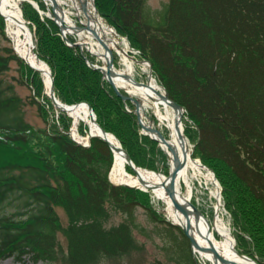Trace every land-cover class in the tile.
<instances>
[{
  "label": "trees",
  "instance_id": "1",
  "mask_svg": "<svg viewBox=\"0 0 264 264\" xmlns=\"http://www.w3.org/2000/svg\"><path fill=\"white\" fill-rule=\"evenodd\" d=\"M23 4V17L37 24L34 51L51 69L56 97L67 104L88 102L97 123L116 136L136 166L159 170L160 164L168 174L165 154L140 133L134 105L87 64L86 56L91 62L95 57L64 44L53 20L40 21ZM94 4L184 108L183 118L194 128L186 125L184 133L194 141L193 157L212 168L222 187L236 250L264 264L258 251L260 243L264 247V0H168L152 13L146 0ZM1 38L8 40L0 16ZM11 60L20 62L12 48L0 44V75ZM24 74L21 68V82L35 84L34 76ZM36 88L40 94L39 80ZM24 116L23 100L0 79V260H122L143 247L134 234L138 230L161 239L166 261L200 264L189 239L150 204L149 192L109 180L113 152L107 142L92 137L84 147L55 125L36 128ZM57 206L67 217L65 226ZM138 207L153 223L151 230L137 220ZM116 214L121 220L110 223ZM240 232L258 249L248 248Z\"/></svg>",
  "mask_w": 264,
  "mask_h": 264
},
{
  "label": "bare ground",
  "instance_id": "2",
  "mask_svg": "<svg viewBox=\"0 0 264 264\" xmlns=\"http://www.w3.org/2000/svg\"><path fill=\"white\" fill-rule=\"evenodd\" d=\"M55 1V12L60 16L59 18H61V20H64L63 22L68 24V27L65 29L66 38L74 37L73 44L78 46L82 53L89 56L96 55L103 61H106V59L110 57V53L100 46V44H106L112 51H116L121 56L124 67L119 69L113 67L111 69L109 77L113 82L111 83L122 94L130 95L133 99H138V111L143 125L152 130H158L165 140H167V142H164L162 137L155 131L149 132L144 129L151 137H157L156 139L154 138V140L166 156L169 171L177 167L178 173L172 189L174 191V198L185 208L186 212L183 213L175 206L174 201L168 193L170 189L169 173L165 174L161 171L151 169L145 170L143 168L136 169L137 173L135 174L128 172L125 157L119 148L120 143L117 138L111 132L107 134L101 132L100 128L90 119L89 110L85 104H80L78 102L73 103L75 105H66L64 107L56 103L55 106L57 109L62 110L61 108L64 107L66 113L73 119L72 136L78 141L87 139L81 136L79 126L77 127L79 121H83L88 126V133L91 131L92 133L101 134L105 139L116 146L114 150V162L109 175L110 180L117 183L124 182L131 185H143L141 182L142 179L143 182L150 186L148 189L151 191L152 195L164 202L165 213L170 221L177 222L184 228L186 222H190L191 228L188 229V234L195 239V245L192 246V249L195 251V254L197 253L196 255L199 262L202 260V264H256L251 259L245 258L235 251V240L233 239V235L219 213L211 221L205 214L197 216L194 213L192 207V205H194L192 202V191L190 190V173H200L202 170H207L209 168L202 161L193 157L192 148H190L188 139L184 133V123L181 112L173 109L164 100V89L155 82L154 78L149 79L148 82H139L135 80L132 73L133 64L127 59V51L124 46L122 47L120 45L122 40L117 37L116 32L99 17L94 9L93 0ZM19 2V0H0V15L5 21V30L11 39L14 51L26 63L42 71L46 90H48L50 87L48 67L38 58L34 51L32 32L28 27L27 21L24 20L23 10ZM45 2L46 0L44 3ZM47 2L50 4L51 1L47 0ZM31 3L40 9V4L37 0H32ZM82 4L84 5L83 9ZM63 5L70 6L74 11L70 9L65 10ZM73 13L79 16L77 22L81 21L80 15H83L85 18L84 22L81 21L84 24V32L74 26L75 21L71 18ZM93 31L96 32V34H94ZM96 35L100 40L96 39ZM143 65L145 68L148 67L149 69L148 61L146 62V60H144ZM102 68L106 71L105 63ZM105 80L107 81L106 73ZM111 83L109 84L113 87ZM144 105L151 109L154 118L147 114ZM208 175L210 179L217 184L212 170H208ZM183 185L188 189L186 193L183 192ZM217 198V206L219 207L220 196L218 192ZM216 234L221 238L218 239ZM212 250L216 251L220 256L227 258V260L222 261L217 258Z\"/></svg>",
  "mask_w": 264,
  "mask_h": 264
},
{
  "label": "rangeland",
  "instance_id": "3",
  "mask_svg": "<svg viewBox=\"0 0 264 264\" xmlns=\"http://www.w3.org/2000/svg\"><path fill=\"white\" fill-rule=\"evenodd\" d=\"M19 1H20L19 4L21 5V7H22L23 3H24L23 6L25 5V3H28L32 7V9H34L36 11V13L38 15V19L40 21H44L46 19L45 17H47V15L49 13L47 10V6H48L46 3L47 1L45 3H44L45 0L42 1L43 7H41L40 9H38L37 7L32 5V3H31L32 0H28L30 3L27 0H19ZM167 1L168 0H146V7L152 13L155 10H159L163 6V4H165ZM63 6H64L65 10H69V9L73 10L68 5H63ZM71 16H72L71 18L75 21V23L79 20V16L77 14L73 13ZM24 18L31 28V30L34 34V37H35V42H36L37 41V38H36L37 24L34 21V19L31 18L30 16L28 18H26V17H24ZM80 18H81L82 22L85 21V18L83 17V15H80ZM102 18H103V21L104 22L106 21L105 23L108 26H110L118 34V31L114 28V26L112 24L109 23V21L106 19V17L102 16ZM3 24H4V32H5V35L8 38V40L1 38L0 44H1V46H7V47L12 48L11 39L9 38V36L5 30L6 25H5L4 19H3ZM58 34H59V32H58ZM120 35H122V34H120ZM122 36L121 37L119 36L122 40L121 46L122 47L124 46L125 50L128 53V56L126 55V57L133 64V71H132L133 77L135 78V80H137L139 82H148V80H149V78H148V74H149L148 67H146V68L144 67L143 60L137 55V53H135V51L129 52V49L127 47V43H124L125 39H123ZM61 39L63 40L64 44H66L67 46H70L69 44H67V42L62 37H61ZM73 40H74V38H73ZM12 50H13V48H12ZM13 53L17 56L18 59H20L21 63L18 62L17 60H11L9 62L8 70L0 75V79L3 80V85H5V86L8 84H11L13 86L14 93L16 95H18L23 100V111L25 113V116H24L25 120L27 122H29L30 124H32L36 128L46 126L48 129L54 130L53 125H55L58 128V130L60 129L63 133H66L67 136H69L72 139V137L70 136V134L72 132V127H73L72 117L68 113L57 109L56 106L53 104L52 100L50 99V97L47 94L46 85L44 83L42 74L40 72H37L35 74L29 73V71L27 70V67H30V66L27 65V63L21 57H19L14 50H13ZM35 53H37V52L35 51ZM96 57L97 58L94 59L95 62L96 63L98 62L100 64L101 62L97 61V60H99V57L98 56H96ZM141 60H142V63H141ZM87 64H88V62H87ZM115 64H116L117 69L124 67L123 60L119 54L117 55V57L115 59ZM21 68L25 73L24 78H26V75L34 76L35 84L30 83L29 80L21 82ZM154 79H155V82H157L162 87V84L160 82H158L156 77H154ZM38 80L40 81V85L42 87V91L40 94L37 93V88H36V85L38 84ZM33 100H35L37 104L33 103ZM80 102H83V101H80ZM38 103L40 104V107H38ZM144 108L147 110V114L149 116L153 117L151 109L148 108L146 105H144ZM145 119H146V117H145ZM182 119H183V123H184V129L186 132V130L190 129L191 126L186 121L185 116ZM61 121L67 124V126H66L67 128L63 127ZM185 121L187 122V124ZM186 125L188 127L190 126V128H188ZM78 126H79V131L81 133H83L84 135H85V133L88 132V126L83 121H79V123L77 124V127ZM190 130H194L193 126ZM140 133H142L141 130H140ZM144 135H146V134H144ZM146 136H148V135H146ZM185 136L188 139V143H189L190 148H192V150H193V146H194L193 139L192 138L190 139L188 133H185ZM84 137H86V136H84ZM0 139H4V136L2 135V133H0ZM151 140H153V139H151ZM156 148H158V149L160 148L158 146L157 142H156ZM194 158H197V157L194 156ZM197 159H199V158H197ZM113 162H114V160L112 161L111 168L113 166ZM158 167H159L158 168L159 170H155V171L163 172V170H161L162 166L160 164L158 165ZM207 167L210 170H212V168L210 166H207ZM148 169L149 168H147V170ZM167 169L169 170L168 164H167ZM209 169L202 170V172H200V173L199 172L195 173V174L192 172L190 173V179L189 180H190V185H191L190 190L192 191V202L194 205H196L199 208V210L203 214H205V216L210 221L219 213L222 216L224 223L227 225V228L232 233L233 239L235 240V244H236L237 240H236V237L234 234L235 230H233V227H232V219H231V216H230L228 209L225 208L224 201L222 198V187H221L218 179H216L217 184L214 183L210 179V176L208 175ZM151 170H154V169H151ZM212 172H213V170H212ZM163 173H165V172H163ZM112 183L117 184V182H112ZM117 185H120V184H117ZM132 188H135V187H132ZM182 188H183L184 193H186L188 191V189L185 185H183ZM147 192H149L150 204L158 212H162L163 215L167 218V215L165 213L164 202L160 199L155 198L152 195L150 190H148ZM217 192L219 193V196H220L219 207L217 206L218 205ZM56 211H57L58 216L60 218L61 224L63 226L67 225V222H68L67 217H66L65 213L63 212L62 208L57 206ZM120 220H121L120 215L116 214L110 219V223L116 224ZM137 220L142 225L147 227L148 230H151L153 228V223L147 220L145 210L142 207L137 208ZM175 233L177 234L178 238H182V235L179 231H175ZM134 234L136 235V238L139 241L140 245L143 246V247L141 246L142 247L141 249L132 251L128 257H126L122 260L113 259L110 261L102 262L100 264H177L175 262L166 261L165 252H164L163 247H162L163 243H162L160 238H158V237L148 238L145 235H142V232H140L138 230H135ZM240 235L246 239V241H247L246 246L248 248H251V250L254 248H257L255 243L250 239V237L246 236V234H244L242 232H240ZM58 237H59V240L62 244L63 249L65 250L66 249V241H65L63 234L60 232L58 234ZM216 237L218 239L221 238L218 235ZM258 251H259V253L260 252L264 253V247H261V243H260ZM191 252H192V248H191ZM192 254H193V252H192ZM193 255L195 256V254H193ZM262 255L264 258V254H262ZM257 256H258V254H257ZM197 262H198V260H197ZM0 264H65V263H62L61 261H56L53 263H49L46 261L34 262L33 260L29 259L28 257H26L24 260L20 261V260L15 259L14 257H9L5 260H1Z\"/></svg>",
  "mask_w": 264,
  "mask_h": 264
},
{
  "label": "water",
  "instance_id": "4",
  "mask_svg": "<svg viewBox=\"0 0 264 264\" xmlns=\"http://www.w3.org/2000/svg\"><path fill=\"white\" fill-rule=\"evenodd\" d=\"M52 1V4H53V6H55L56 5V1L55 0H51ZM84 8V5L82 4V9ZM53 16H54V18L57 20V19H60V21L62 22L63 21V19L61 20V18H59L60 16L56 13V12H54V14H53ZM64 25V24H63ZM65 26V25H64ZM32 32V31H31ZM93 33L94 34H96V32H94L93 31ZM96 37V39H98V40H100V38L96 35L95 36ZM32 41H33V48L35 47V37H34V34H33V32H32ZM102 46H103V48L105 49V50H107L109 53H110V57L109 58H107L106 59V61H105V66H106V71L103 69V68H101V67H97V68H100L101 70H102V72H103V76H104V78H105V73H106V79H107V81L109 82V83H111L112 81L110 80V71H111V68H112V65H113V54H112V50L110 49V48H108V46L106 45V44H101ZM108 53V54H109ZM42 61V60H41ZM45 65H47L44 61H42ZM28 64V63H27ZM31 68H33L34 70H38V71H41L40 69H38V68H36V67H34V66H32V65H30V64H28ZM47 67H48V72H49V75H50V87H49V89L47 90V94H48V96L50 97V99L52 100V102H53V104L54 105H56V103H59V104H61V105H63L64 107L66 106V105H68V106H72V105H75V104H71V105H69V104H65V103H62L60 100H58L57 98H56V96H55V94H54V81H53V76H52V74H51V70H50V68H49V66L47 65ZM42 72V71H41ZM151 73H152V69H151V65H150V73H149V76H151ZM43 74V73H42ZM113 83V82H112ZM111 83V84H112ZM113 85V84H112ZM113 88L116 90V92L118 93V95H120L121 97H122V99H124V100H129V101H131L134 105H135V110H134V112L137 114V117H138V121H139V123H140V125H141V128L144 130V129H146V130H148L149 132H156L157 134H159L161 137H162V140L164 141V142H167V140H165V138L162 136V134H161V132H159L158 130H156V129H154V130H152V129H149L147 126H144L143 125V123H142V120H141V117H140V115H139V111H138V99L136 98V99H133L130 95L128 96V95H126V94H122L117 88H115L114 87V85H113ZM164 89V88H163ZM163 98H164V100L173 108V109H176V110H179L180 112H181V116H182V114H183V112H184V109L182 108V106H180L178 103H176L175 101H173L172 99H170L169 98V96H168V93H167V91L164 89V94H163ZM80 104H85L86 106H87V108H88V110H89V117H90V119L100 128V130H101V132L103 133V134H107L108 132H106V131H104L100 126H99V124L96 122V116H95V114H94V112H93V110H92V107L90 106V104L88 103V102H85V101H83V102H79ZM61 108L63 111H66V109L65 108ZM180 116V117H181ZM145 134H147L146 132H145ZM147 135H149V134H147ZM150 136V135H149ZM92 137H100V138H102L105 142H107L108 144H109V146H110V148H111V150L113 151V156H114V150H115V148H116V146H114L109 140H107V139H105V137L104 136H102L101 134H96V133H92L91 131L89 132V136H88V140L90 141V138H92ZM151 137V136H150ZM152 139H156L157 137L156 136H154V138L153 137H151ZM118 140V139H117ZM119 142V141H118ZM120 143V142H119ZM119 148H120V150H121V152H123V154H124V157H125V161H126V164L135 172V173H137V168H139V167H136V165L132 162V160H131V158H130V156L128 155V153L122 148V146L120 145L119 146ZM112 169V168H111ZM111 169H110V172H111ZM110 172H109V175H110ZM177 173H178V170H177V167H175L172 171H169V182H170V184H169V187H170V189L168 190V193H169V195H170V197L172 198V200L174 201V204H175V206L177 207V208H179L183 213H185L186 211H185V208L183 207V206H181L180 205V203H178V201L174 198V191H173V184H174V182H175V180H176V176H177ZM109 177V176H108ZM109 179H110V177H109ZM141 182H142V184L143 185H131V184H128V183H117V184H120V185H127V186H129V187H137V188H140V189H142V190H144V191H147L148 190V188L150 187L148 184H146L145 182H143L142 181V179H141ZM192 207H193V209H194V213L197 215V216H202V212L198 209V207H196L195 205H192ZM168 221H169V219H168ZM170 223L173 225V226H176V227H178V228H180L181 230H182V232H183V234L189 239V241H190V246L192 247L193 245H195V239L192 237V236H190L189 234H188V229H190L191 228V224H190V222H186V226H185V228L184 227H182L181 226V224H179V223H177V222H174V221H170ZM235 251L238 253V254H240L236 249H235ZM212 252H213V254L215 255V256H217V258H219V259H221L222 261H226L227 260V258H224V257H222V256H220L216 251H214V250H212ZM241 256H243V257H245V258H248V259H251L250 257H248V256H246V255H244V254H240ZM251 260H253V259H251ZM254 261V260H253ZM256 264H257V262L256 261H254Z\"/></svg>",
  "mask_w": 264,
  "mask_h": 264
}]
</instances>
